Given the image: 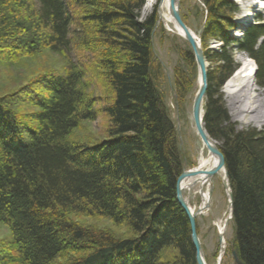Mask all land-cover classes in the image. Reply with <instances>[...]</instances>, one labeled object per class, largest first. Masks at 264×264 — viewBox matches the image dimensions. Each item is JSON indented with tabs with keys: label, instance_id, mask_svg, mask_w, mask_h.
Masks as SVG:
<instances>
[{
	"label": "trees",
	"instance_id": "1",
	"mask_svg": "<svg viewBox=\"0 0 264 264\" xmlns=\"http://www.w3.org/2000/svg\"><path fill=\"white\" fill-rule=\"evenodd\" d=\"M202 1L203 44H222L206 56L218 66L207 73L203 124L221 142L232 194L231 248L240 264H264V129L236 130L218 94L235 67L228 49L233 44L255 61V79L264 88V20L258 16L233 40L228 32L237 7L231 0ZM143 4L0 0V49L7 60L43 50L66 54L74 45L101 48L99 68L112 92L105 109L108 138L92 146L66 141L79 121L93 117L78 86L82 69L74 64L22 88L35 111L16 114L0 98V224L12 237L0 250V264H57L65 251L88 243L89 252L62 264H161L165 249L174 252L169 264H196L189 222L175 200L179 143L152 77L157 12L153 7L139 21ZM182 58L194 65L189 48ZM172 80L184 92L185 80ZM31 90L44 97L27 96ZM81 217L101 218L130 237L115 238L82 224Z\"/></svg>",
	"mask_w": 264,
	"mask_h": 264
},
{
	"label": "rangeland",
	"instance_id": "2",
	"mask_svg": "<svg viewBox=\"0 0 264 264\" xmlns=\"http://www.w3.org/2000/svg\"><path fill=\"white\" fill-rule=\"evenodd\" d=\"M156 1L157 0H144L139 21L150 15L153 7H155L157 12ZM231 1L237 7L238 11L233 16L232 23L234 27L229 30L228 36L233 40H239L245 28L257 23L258 16L264 20V0H253L251 4L247 3V0ZM179 2V11L182 21L189 28L191 33L195 34L201 41L207 65V73L214 72L213 70L218 65L209 61L206 56L207 54L210 56V53H208L209 51L219 53L222 44L216 40H211L203 44L202 28L206 20L204 3L202 0H179ZM157 21L152 37L155 57V60L152 62L154 72L152 73V77L157 92L162 96V102L168 109L171 120L174 123V129L179 143L182 172L197 166L201 152L205 156L208 155L195 134L191 117V106L198 88L199 74L195 61L194 65H188L182 58L183 52L188 51V48L190 50L189 45L179 37L172 24L165 26L159 22L158 12ZM73 29L74 28L71 27V30ZM228 49L231 54L232 62L235 65L232 72L228 75V77H230L239 65L240 58L248 56L244 52L239 51L237 45L233 44ZM101 52V48L85 51L74 45L66 54L43 50L35 55L18 56L15 60H7L5 57L7 52L0 49V98H7L8 102L11 104V109L14 110L16 114H28L35 111L34 108L29 107L30 105L28 102H30V100L24 97L25 92H22V88L26 87V85L29 84L31 80L36 79L37 76L51 73L63 74L68 64H74L75 67H78L77 69H82L83 75L78 86L83 98L89 101V110L93 117L88 120L79 121L76 127L71 130L66 137V141L71 144L75 143L83 146H92L100 141L106 140L108 138L107 130L109 128V118L105 109L111 102L112 92L106 83L103 72L99 68L98 57L100 58ZM252 61L255 64V61ZM256 70L257 67L255 69V74ZM228 77L222 82L218 94L220 95V102L222 108L226 112L229 123L233 124L238 131L246 128L255 130L264 129V124H259L255 121L252 118V114H248L242 118L233 117L226 96L222 91V87ZM173 78H175V80H185L184 92L183 89L180 90L181 88L177 90L176 88L179 87L176 86V84L175 91L171 85ZM257 86L260 92L264 89L258 84ZM27 94V96H34V94H36L40 98L44 97L41 90L34 92L31 90ZM260 97L262 98L264 96L260 95ZM216 143L217 145L221 144L220 141H216ZM211 185L212 190L210 192L211 200L209 201V208L201 212V214L197 216L195 222L204 260L206 264H217L220 252H223L220 264H237L233 257L234 251L231 248L234 233L231 220L232 215L227 221L222 238V245H224V248H222L219 242L218 224H222L224 227L225 220L229 216L227 190L224 187L223 179L218 175H215V177L213 176V184ZM193 188L196 189V186H193ZM193 188L189 191L183 190L182 194L187 198L189 206L196 211L201 206L202 200L200 195L196 194ZM209 189L205 186L202 191L209 192ZM80 222L96 228L97 230L110 232L115 238L130 237L129 233L123 227H116L101 218L81 217ZM11 239L10 229L4 224H0V250H4L9 245ZM80 247L81 248L74 247L70 251H65L64 258H61L57 264H62V262L67 263V261L75 257L80 258L84 255L83 253H87L91 250L92 244L88 243ZM173 256L174 252L171 249H165L160 254V263H171Z\"/></svg>",
	"mask_w": 264,
	"mask_h": 264
},
{
	"label": "water",
	"instance_id": "3",
	"mask_svg": "<svg viewBox=\"0 0 264 264\" xmlns=\"http://www.w3.org/2000/svg\"><path fill=\"white\" fill-rule=\"evenodd\" d=\"M180 2L179 0H168V14L173 23L174 28L178 31L179 37H181L190 47V50L193 55V59L195 61L197 70H198V85L197 91L194 95L192 106H191V117L193 122V128L196 136L198 137L202 147L207 151L209 155H211L215 160L216 164L214 168L204 171V172H196L193 170H185L182 171L181 174L176 179L175 185V200L179 204V206L184 211L190 229V241L194 249V260L196 264H206L203 256L202 247L196 232V218L199 214H201V210L208 209L209 203H207L203 208H198L196 211H191V207L189 206L187 198H185L182 194L183 190L189 191L188 188H182L181 182L198 173H203L208 179H211L213 176L217 175L220 170H223L224 173V187L227 190V196L229 200V216L225 220L224 227L227 224V221L231 218L232 215V194L229 187L227 171L224 164V159L219 151L217 143L208 135L204 128L203 124V104L205 95L207 92V66L205 61V56L200 46L197 45L195 38L193 37L189 28L185 25L180 17ZM158 22V21H157ZM212 188H210V191ZM199 195L200 192H199ZM210 199V195H209ZM210 201V200H209ZM223 236L219 233V242L220 245L223 243ZM223 252H220L219 258L217 260V264L221 263ZM234 260L237 264H240L238 261L235 252H233Z\"/></svg>",
	"mask_w": 264,
	"mask_h": 264
},
{
	"label": "bare ground",
	"instance_id": "4",
	"mask_svg": "<svg viewBox=\"0 0 264 264\" xmlns=\"http://www.w3.org/2000/svg\"><path fill=\"white\" fill-rule=\"evenodd\" d=\"M246 2L251 4L253 0H247ZM156 6L158 9L157 12L159 14V22L165 26H168V24L173 25L168 14V0H157ZM176 33H178V31H176ZM192 35L195 38L197 45L202 49L200 39L195 36V34ZM255 69L256 66L249 57H241L239 60V65L224 83L222 91L226 96L233 117L242 118L243 116L252 114V118L255 121H257L259 124H264V97H260V95L264 96V89L261 92L259 91L260 89L257 86L255 80ZM215 164L216 160L211 155L208 154L205 156L201 152L198 158L197 166L190 170L204 172L214 168ZM217 175L224 179L223 170H220ZM211 184H213V177L208 179L203 173L193 175L181 182L182 188H188V190L192 189L193 186H196V189H193L195 190L196 194L199 195V192L201 194L200 197L202 203L200 208H203L207 203H209V192H203L202 190L205 186L209 189L212 186ZM193 210L194 209L191 208L192 212ZM204 210L206 209L201 210V212ZM218 231L223 236L225 227H223L222 224H218ZM222 248H224V245H222Z\"/></svg>",
	"mask_w": 264,
	"mask_h": 264
}]
</instances>
